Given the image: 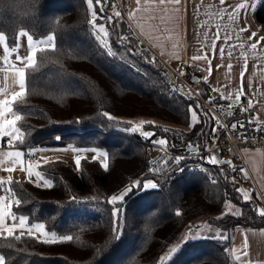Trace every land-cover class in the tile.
Returning a JSON list of instances; mask_svg holds the SVG:
<instances>
[{
  "label": "trees",
  "instance_id": "16d2710c",
  "mask_svg": "<svg viewBox=\"0 0 264 264\" xmlns=\"http://www.w3.org/2000/svg\"><path fill=\"white\" fill-rule=\"evenodd\" d=\"M254 16L264 22V0ZM21 29L51 43L36 48L33 62L23 68L24 95L10 101L12 113L21 117L14 143L25 148L58 135L61 142L49 145L70 157L76 149L104 154L77 153L76 166L43 158L36 162L37 178L0 180L11 212L73 238L45 243L30 233L0 234L3 264H234L229 249L234 230L263 225L264 208L255 190L247 199L241 195L232 156L219 160L229 162L224 164L197 157L204 170L194 166L196 159L172 157L153 170L147 167L148 141L164 138L177 150L176 142L184 139L202 145L211 116L130 32L114 4L0 0V31L8 47ZM195 84L205 93L202 80ZM190 107L199 120L187 131L162 132L161 125L145 121L142 127L152 130L148 136L134 132L131 120L137 116L186 125ZM121 192L125 198L115 208L122 212L113 215L110 198ZM231 203L240 206L238 214ZM114 229L121 232L118 238Z\"/></svg>",
  "mask_w": 264,
  "mask_h": 264
},
{
  "label": "crops",
  "instance_id": "0c3cea01",
  "mask_svg": "<svg viewBox=\"0 0 264 264\" xmlns=\"http://www.w3.org/2000/svg\"><path fill=\"white\" fill-rule=\"evenodd\" d=\"M258 1L128 0L126 19L130 32L172 68L181 69L183 64L199 66L200 80L205 86L216 90L226 100L247 99L254 117L264 119V22L254 16ZM28 36L25 30H18L11 52L0 31L1 180L23 178L25 172L26 177L37 178L36 162L27 161L26 147L14 143L18 136L16 126L4 123L15 117L8 109L13 93L21 91L19 69L33 62V50L38 47L34 39L29 43ZM50 43L49 37L45 39L44 44ZM24 44L28 45L26 49ZM20 50L21 56H18ZM5 100L9 101L7 107L2 103ZM3 134L8 136V141L2 139ZM16 152L21 155L16 157ZM36 152L38 160L51 157H40ZM240 152L255 187L264 194V148L244 146ZM213 156L221 157L217 152H213ZM249 187L254 189L251 184ZM230 210L240 212L235 203ZM20 217H24L23 226L19 223ZM0 218V234L8 233L9 228L13 234L27 230L25 216L11 212L10 202L1 191ZM229 249L234 264H264V224L237 227Z\"/></svg>",
  "mask_w": 264,
  "mask_h": 264
},
{
  "label": "built area",
  "instance_id": "2783aa9c",
  "mask_svg": "<svg viewBox=\"0 0 264 264\" xmlns=\"http://www.w3.org/2000/svg\"><path fill=\"white\" fill-rule=\"evenodd\" d=\"M109 1L126 18L128 0ZM166 65L178 77L179 82L206 107L211 116V127L208 140L202 145L190 139L176 142L177 146H181V150L173 149L167 139H151L146 143L144 150L147 167L153 170L158 163H162L168 157H172L174 160H190L201 157L202 160L209 162L211 161V151L219 150L222 158L233 157L237 165L238 178L241 181L245 180L254 187L253 190L257 193L264 208V194H261L255 187L240 152V149L244 146L264 148V119L254 117L253 110L245 98L235 101L226 100L210 87L206 88L205 93L201 92L195 84L196 80H200L201 68L199 66L183 64L181 69H175L167 63ZM233 125L236 126L233 127ZM134 132L136 134L140 133L138 130ZM2 139L4 141L9 140L6 134L2 135ZM158 140H164V145L157 144L156 141ZM189 145L195 148V151L190 150ZM26 150L27 161L37 162L38 154L33 148V144L27 145ZM194 166L204 170L203 162L200 160L196 159ZM2 171L0 167V180Z\"/></svg>",
  "mask_w": 264,
  "mask_h": 264
},
{
  "label": "rangeland",
  "instance_id": "374dc122",
  "mask_svg": "<svg viewBox=\"0 0 264 264\" xmlns=\"http://www.w3.org/2000/svg\"><path fill=\"white\" fill-rule=\"evenodd\" d=\"M125 20L127 21L126 18H125ZM129 30H130V26H129ZM32 39L35 40V43H36V45H38V47L40 45H47V44H44V41H45V39H47V37H39V38H33L32 37ZM27 47H28V45L24 44L23 48L26 49ZM9 48H10L11 52H13V47H9ZM15 51H16V48H15ZM23 54H24V52H23ZM18 56H21V50H20V54H18ZM160 60L164 64H166L165 61H163L162 59H160ZM168 69H169V67H168ZM170 72H172V71L170 70ZM172 74L175 76L176 80L179 81V79H177L178 77L173 72H172ZM206 88H207V86H206ZM193 112H195V118H196L195 122H197L199 120V116H198L197 112L194 110L193 107H190V121L186 125H180V124H175V123H172V122H169V121H163V120H160V119L155 118V117H148L147 118V117H143V116H141V117L137 116V117H135L136 119L132 118L131 121H133V123H134V129L140 131L141 134H147V133H150L152 131V130L148 131V130H146V129H144L142 127V123L145 122V121L152 122V124H157L158 126L161 125L160 129H161L162 132H168L169 131L168 130L169 127L175 128V129L181 130V131H187L193 125V117H192V113ZM145 136H148V135H145ZM55 137L58 138V140H53V141L61 142V140H60L58 135H56ZM51 141L52 140L50 139V140H45V141H43L40 144H35V145L33 144V146H34L33 148L37 149L36 151H38L40 157H44L46 155H50L51 157H49V159H54V158H61V159H64V160L68 159L69 163L72 166H76L77 165L76 162H75L76 158L74 159V157H75L74 155H77V153L78 154L79 153L97 154L99 156L104 154L100 150L92 153L91 151H88L86 149H83V150L82 149L81 150H79V149L77 150L76 149V150H74L75 154L74 155L71 154L73 156L70 157L69 153H67L68 151H66L64 149L55 148V147H57L56 145H49V142H51ZM213 152L220 153L219 150H214ZM213 152L210 153L212 159H215L216 161H219L220 159H222V157H214L213 156ZM58 154H60V155H58ZM226 158H227V160H229V157H226ZM101 160H102V164L104 165L106 163V161L104 159H101ZM236 173H237V170H236ZM24 178H26V172H25V177H23L21 179H24ZM248 184L250 185V183L246 182L245 180L240 182L239 191L241 192V195L243 196V198H244L245 195L247 196V198L251 195V189H250ZM232 204H234V203H231L230 206H232ZM238 207L240 208L239 205H238ZM261 209H262L261 205L258 204V211H261ZM235 214H238V213H235ZM20 218H24V217H20ZM38 224L44 225L42 221H35V222H32V223H28L27 222V230H22V231H19L18 233H30L32 235H35L39 239L48 240V241H53V240H57V239L62 238V236L58 235L56 232L48 231L45 228V226L43 228H37L36 225H38ZM29 229H31V232H29Z\"/></svg>",
  "mask_w": 264,
  "mask_h": 264
},
{
  "label": "snow or ice",
  "instance_id": "6c2138e0",
  "mask_svg": "<svg viewBox=\"0 0 264 264\" xmlns=\"http://www.w3.org/2000/svg\"><path fill=\"white\" fill-rule=\"evenodd\" d=\"M177 2H178V0H177ZM221 2H223V0H221ZM89 4H91V0H89ZM241 7H244V5H241ZM116 15L118 16L119 13H117ZM100 32L104 33L105 36L108 35V33L105 31V29H104L103 27L100 28ZM22 34H23V33H22ZM50 39H51V38H50ZM28 40H29V43L31 44L32 37H31V36H28ZM104 46L107 47V42H106V41H104ZM34 55H35V50H33V56H34ZM221 56H223V50H221ZM24 78H25V72H24V69L21 68V69H19V79H20V87H21V91H20V92H15V93H13V95H12V100H13V101H15V100L17 99V97H22V96L24 95ZM2 103H3V105H4L5 107H7V105L9 104V101H8V100H5V101H3ZM8 111H11V109H8ZM192 117H193V122H195V112L192 113ZM20 119H21V117H20L19 115H17V116H15L14 119H12V120H5L4 123H5V125L12 126V125H15V123H16L17 121H19ZM235 126H236V125H233V127H235ZM146 135H147V134H146ZM156 143L159 144V145H164L165 141H164V140H158V141H156ZM189 149L192 150V151H195V148H193L191 145H189ZM14 155H15L16 157H19V156L21 155V153H20V152H16V153H14ZM80 159H81V158H80V156L78 155V156L76 157V160H75V162H76L77 165L80 164ZM211 162H212V163H221V164L229 163V162H227V161H216L215 159H213ZM104 167L107 168V164H104ZM9 171H12V169H9ZM29 174L31 175V172H30V171H29ZM37 175H39V173H37ZM138 183H139V182H138ZM46 187H51V184H46ZM133 187H135V186H133ZM130 190H131V189H129V191H130ZM125 195H126V192H121V193H119L118 195H113V196H111L109 203L113 206V209H114V210H113V215H116V214L122 212L121 209H117V208H115V206H116L118 203H120V202H122V201L124 200ZM244 198L247 199V196L245 195ZM261 214L264 215V212H261ZM15 219H16V218L13 217V220H15ZM0 222H2V218H0ZM19 223H20L21 226H23L24 223H25L24 219L21 218V219L19 220ZM36 227H37V228H43L44 225H42V224H38V225H36ZM113 231H114V235H115V237L118 238V237L120 236L121 232L118 231V230H116V229H114ZM29 232H31V229H29ZM8 234H9V235H12V229H11V228L8 229ZM72 239H73V238H72L71 236H65V237L62 238L63 241H71ZM42 242H45V243H52V241H47V240L42 241ZM174 251H175V250H174ZM0 264H3V257H0Z\"/></svg>",
  "mask_w": 264,
  "mask_h": 264
},
{
  "label": "bare ground",
  "instance_id": "6f19581e",
  "mask_svg": "<svg viewBox=\"0 0 264 264\" xmlns=\"http://www.w3.org/2000/svg\"><path fill=\"white\" fill-rule=\"evenodd\" d=\"M54 140H58V138L54 139Z\"/></svg>",
  "mask_w": 264,
  "mask_h": 264
},
{
  "label": "water",
  "instance_id": "95a60500",
  "mask_svg": "<svg viewBox=\"0 0 264 264\" xmlns=\"http://www.w3.org/2000/svg\"><path fill=\"white\" fill-rule=\"evenodd\" d=\"M53 141V140H52Z\"/></svg>",
  "mask_w": 264,
  "mask_h": 264
}]
</instances>
